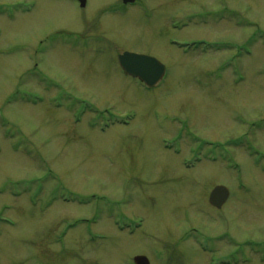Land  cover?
<instances>
[{
  "label": "rangeland",
  "instance_id": "1",
  "mask_svg": "<svg viewBox=\"0 0 264 264\" xmlns=\"http://www.w3.org/2000/svg\"><path fill=\"white\" fill-rule=\"evenodd\" d=\"M121 7L0 0V264H264V0Z\"/></svg>",
  "mask_w": 264,
  "mask_h": 264
},
{
  "label": "water",
  "instance_id": "2",
  "mask_svg": "<svg viewBox=\"0 0 264 264\" xmlns=\"http://www.w3.org/2000/svg\"><path fill=\"white\" fill-rule=\"evenodd\" d=\"M84 7L85 1L78 0ZM124 4L132 3L133 0H122ZM118 63L123 72L132 78H137L147 88L156 87L162 80L165 68L157 60L148 56L124 53L118 58ZM228 190L224 187H215L209 196V204L220 209L228 199ZM135 264H148L144 257H136Z\"/></svg>",
  "mask_w": 264,
  "mask_h": 264
},
{
  "label": "flooded vegetation",
  "instance_id": "3",
  "mask_svg": "<svg viewBox=\"0 0 264 264\" xmlns=\"http://www.w3.org/2000/svg\"><path fill=\"white\" fill-rule=\"evenodd\" d=\"M74 1V3H76V5L79 7V3H78V1L77 0H73ZM86 1L87 0H85V7H86ZM120 1V3L122 2V0H119ZM134 5H138V0H135V2H134V4H132V5H129V6H134ZM121 8L120 9H124L125 7H129L128 5L127 6H123L122 4H121ZM85 7L84 8H82L81 10H84L85 9ZM223 208V207H222ZM221 208V209H222ZM221 209H219V211H221ZM237 258V253L236 254H232V255H230L229 256V259L231 260V261H234L235 259Z\"/></svg>",
  "mask_w": 264,
  "mask_h": 264
}]
</instances>
